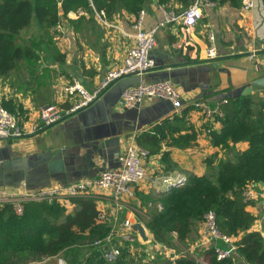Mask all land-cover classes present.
Instances as JSON below:
<instances>
[{"label":"crops","instance_id":"0c3cea01","mask_svg":"<svg viewBox=\"0 0 264 264\" xmlns=\"http://www.w3.org/2000/svg\"><path fill=\"white\" fill-rule=\"evenodd\" d=\"M88 1L93 9L91 12L78 8L62 18L54 30L53 41L49 43L52 46L41 53L35 80L27 73L24 63L9 79L0 78V103L12 101L17 109H22L24 113L17 118L27 130L40 124L41 107L70 108L73 101L66 96V87L80 82L88 91L95 90L110 71L123 65L128 50L134 45L133 25L137 19L134 15L120 12L107 18L92 6L91 0ZM201 1L203 18L196 26L187 28L182 21H175L158 30L157 46L151 54L155 68L144 80L147 83H173L182 92L185 106L200 102L215 109L224 100H230L234 90L264 77V0H241L240 8L210 6L205 0ZM245 1L253 2L254 7L247 10ZM179 8L175 6V10ZM143 11L146 31L162 23L168 12L156 0H149ZM183 12L168 13L180 15ZM210 32L217 40L218 58L215 60H209L206 54ZM42 36L43 32L36 24L22 33L27 40H39ZM139 83L138 76L121 79L96 103L60 124L26 138L1 141L0 167L10 164L11 170L3 173L0 189L35 192L95 177L105 169L114 168L134 136L152 132L173 113L171 103L155 99H147L135 109L121 108L122 92ZM252 96L264 103L263 93ZM188 123L199 134L197 149L183 151L164 146L163 151L171 152V159L177 166L168 179L185 176L186 173L204 175L207 171L205 160L216 152L209 145L205 129L212 127L220 131L221 124L215 119L204 120L203 114L195 110L191 112ZM88 144H93L92 148L100 151L101 155L97 153L95 165L85 169L78 160ZM247 148V143L237 146V150L242 152ZM47 153L50 154L47 159H33ZM160 158L153 157L144 163L147 179L139 191L154 195L168 191L170 185L164 188L163 177L154 176L163 171ZM97 202L104 222L112 227L114 234H119L122 223L127 220L133 225L141 223L145 226L146 210H140L138 200L123 209H117L109 196L99 198ZM67 209L69 214L72 213L74 205L67 206ZM248 211L258 219L251 231L264 236L263 204L255 202ZM146 231L150 233L147 228ZM132 233L139 235L136 231ZM203 235L204 227L200 224L185 253L205 264L201 257L214 246L200 247ZM131 246L148 249L147 245L138 242ZM143 255L147 257L144 259L146 262L159 259L158 253H155L157 258ZM58 259L47 260H54L51 263L57 264ZM235 264L246 263L235 256Z\"/></svg>","mask_w":264,"mask_h":264},{"label":"trees","instance_id":"16d2710c","mask_svg":"<svg viewBox=\"0 0 264 264\" xmlns=\"http://www.w3.org/2000/svg\"><path fill=\"white\" fill-rule=\"evenodd\" d=\"M149 0H91L92 6L107 18L120 12L136 18L146 8ZM196 0H156L166 11L180 13L190 8ZM219 6L241 7V0H208ZM179 10H175V6ZM79 9L91 12L88 0H0V78L7 80L18 71L21 63L32 78L40 68L41 53L48 49L54 39V30L62 18ZM37 25L43 36L27 40L22 33ZM45 49H42V46ZM219 106L215 121L220 131L207 127L209 145L214 154L205 160L207 171L198 176L188 174L184 186H172L159 194L136 191L140 210H146L143 218L153 241L168 249L185 252L198 225L213 212L219 232L235 241L236 257L246 264H264V236L251 231L257 217L248 211L250 204L243 192L250 185L264 186V103L253 96L224 100ZM222 102V103H223ZM15 117L23 114L12 101L0 103ZM202 111L188 107L182 116L163 121L137 138L138 145L160 156L162 173L154 176L168 179L177 166L171 159L169 149L192 151L199 134L188 123L191 112ZM203 114V113H202ZM204 120H208L203 115ZM186 132V133H182ZM248 144L245 151L237 146ZM74 211L68 213L67 204L58 201L30 203L25 206L22 217L12 207L0 209V264H25L27 259L41 261L60 258L66 264H202L188 252L173 263L162 257L145 261V255L124 254L114 263H107L94 252L90 245L104 240L112 227L104 222L97 200L92 198L70 199ZM143 212V211H142ZM140 215V214H139ZM141 216V215H140ZM89 254V256H88ZM205 264H235V256L218 261L213 250L201 257Z\"/></svg>","mask_w":264,"mask_h":264},{"label":"built area","instance_id":"2783aa9c","mask_svg":"<svg viewBox=\"0 0 264 264\" xmlns=\"http://www.w3.org/2000/svg\"><path fill=\"white\" fill-rule=\"evenodd\" d=\"M205 3L213 6L208 0ZM202 1L196 0L195 3L185 10L182 14L166 12L165 20L156 28L150 31L144 29L145 12L142 11L133 25L135 34L133 35L134 45L128 50L124 63L121 67L110 71L101 84L93 91H88L80 82L65 88L66 96L73 101L69 109L63 110L54 105L43 106L39 109L40 124L32 129H25L19 119L10 114L0 105V142L26 138L31 135L39 134L51 127H54L64 120L78 114L82 110L90 107L119 80L129 76L140 77V83L125 90L120 97V106L123 109H135L140 107L145 100L155 99L171 103L174 110L172 118L182 116L183 111L188 107H194L202 111L208 120L214 119V115H222L219 107L212 109L206 104L195 102L185 106L182 102V92L171 82L147 83L144 77L155 68L152 59V52L157 46L156 34L158 30L167 24L175 21H182L187 28L196 26L198 21L203 18ZM244 7L249 10L254 7L251 1H245ZM208 48L206 54L209 60L218 58L217 40L214 33L208 34ZM225 102L221 103V105ZM220 105V106H221ZM139 136V135H138ZM138 136H134L131 144L117 159L116 167L105 169L95 177L83 178L68 185H57L30 192L27 190L0 189V209L4 206L12 207L17 216L25 214V206L30 203H52L55 201L66 203L70 199L92 198L98 201L102 197H111L117 209L129 207L136 201L137 189L145 183L147 173L144 166L146 161L153 157L150 152L141 148L137 143ZM187 183L186 176L177 175L174 178L164 179L163 184L172 186H184ZM244 201L250 205L260 202L264 207V186L250 185L243 192ZM204 235L200 247L212 249L218 261L231 259L236 256L237 247L233 238L224 237L216 225V215L213 212L204 217ZM133 223L129 220L122 223V230L119 234H111L104 240L97 241L90 245L94 252H98L100 257L107 263H114L126 255H136L140 259L143 254L154 257L155 253L162 255L175 263L185 252H177L159 245L153 241L149 233L150 241L145 243L140 236L132 233ZM142 243L148 249L134 248L131 244ZM89 256V254H88ZM140 257V258H139ZM57 264H66L63 259H58Z\"/></svg>","mask_w":264,"mask_h":264},{"label":"water","instance_id":"95a60500","mask_svg":"<svg viewBox=\"0 0 264 264\" xmlns=\"http://www.w3.org/2000/svg\"><path fill=\"white\" fill-rule=\"evenodd\" d=\"M254 93H263L264 94V77L254 81L253 83L247 85L246 87H241L239 89L234 90L232 92V94L230 95V99L232 100V99H239L241 97H250ZM171 109H172V111L174 110L173 106L171 107ZM92 147H93V144L85 145L84 149L86 151H85L84 155L81 157V159L78 160V161H81V163L85 165V169L88 166L92 167L95 165L94 162H95V158H96L97 153H98V155H101L100 151H96ZM48 157H50L49 153L44 154L43 156L33 157V159H42V158L47 159ZM9 166H10V164H7V165L5 164L4 166L0 167V181H2V179H3V173L10 172L11 168ZM47 185H48V183H47ZM133 230L139 234V236L143 242L148 243L150 241V236H149L148 232L146 231L145 226L142 225L141 223H136L135 225H133Z\"/></svg>","mask_w":264,"mask_h":264},{"label":"rangeland","instance_id":"374dc122","mask_svg":"<svg viewBox=\"0 0 264 264\" xmlns=\"http://www.w3.org/2000/svg\"><path fill=\"white\" fill-rule=\"evenodd\" d=\"M52 46V45H50ZM50 46H48V48H50ZM42 49H45V46H42ZM197 148L195 147L192 151H195ZM202 152V151H201ZM203 155H206V153H203ZM164 188H166L168 186V184H164ZM143 257V255H141ZM159 257L165 258L162 255H158ZM153 258H157L156 256H154ZM51 262H54V260H41V261H33L32 259H27L25 264H52Z\"/></svg>","mask_w":264,"mask_h":264}]
</instances>
